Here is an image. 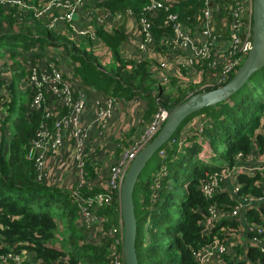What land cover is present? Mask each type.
I'll return each instance as SVG.
<instances>
[{
	"label": "trees",
	"instance_id": "16d2710c",
	"mask_svg": "<svg viewBox=\"0 0 264 264\" xmlns=\"http://www.w3.org/2000/svg\"><path fill=\"white\" fill-rule=\"evenodd\" d=\"M2 1L7 4L0 3V46L8 37L19 36L28 42L20 45L19 49H16L17 44L2 49L0 47V56L6 53L12 59L11 62L25 72L26 57L38 55L28 53L29 48L38 46L40 49L58 50L69 70L62 72L65 81L79 86L81 90L91 88L98 94L113 95L124 100L138 95L146 101L144 116L150 120L158 108L168 109L190 94L213 89L229 80L245 56V52L236 51L234 57L237 58V64L222 81H218L221 64H211V60L194 66L193 80L183 78L187 73L181 64L177 67L183 77L160 74L161 68L153 61L165 55L161 51L165 49L163 43L174 38L173 22L166 19L167 15L175 16V21L181 23L190 33L194 32L204 21V0H173L155 12L150 19L153 36L150 48L155 55L152 59H137L121 52L120 45L125 38L124 24L107 29L91 20L93 39L88 36L77 38L69 26L52 29L43 18L36 16V11L45 0ZM210 2L213 7L212 34L215 39L225 41L228 25L238 24L235 33L242 40L244 34L240 30L246 25V15L235 17L229 10L231 0ZM145 3L146 0H102L97 2L95 7H101L110 14L129 9L134 17L138 18ZM221 21L226 22L227 27H224ZM96 52L102 55L105 63L98 61ZM104 67H107V70H104ZM1 84H4V80L0 74ZM166 85H172L174 90L166 92ZM5 90L7 97L0 96V108L4 111L0 121V255L6 254L7 245L15 244L14 249L19 250L23 256L21 264H34L32 260L37 264H115L111 252L115 250L120 253L121 248L120 234L112 236V229L118 226L120 220L117 191L110 192L107 204L100 207L93 205L91 213L95 220L101 222L102 232L97 234L95 241L90 242L87 227L80 216L79 205L72 201L68 192L40 183L31 159L28 158L30 141L35 131L43 122L51 127L52 118L44 117L43 107H29L31 93L27 92V89H24L25 102L18 105L15 101L18 91L10 79L5 84ZM73 95L75 96V93ZM16 109L18 114L15 130L14 133H9L5 119ZM193 115L204 117L199 124L198 135L194 136L197 138L194 141V138L190 137L189 141H193L183 142V147L178 150L180 127ZM210 133H217L219 140L225 143L223 156L226 162L222 165L231 164L238 152L243 155L253 152L260 154L264 150V67L254 72L247 82L226 100L215 106L204 107L185 118L169 140L154 152L161 165H157L146 181L137 182L132 193L136 218L134 248L137 264H195L191 251L210 238L200 233L208 216L207 208L215 205L228 209L234 203V198L225 192L205 198L199 190L200 181L208 173L220 168L198 158L203 142L208 145L210 157L212 155L208 143ZM128 147H122L116 158ZM159 150L164 151V155H159ZM89 161L91 160L87 157L83 179L91 184L96 175ZM184 165H189L188 176L182 198L176 205L178 212H175L170 188ZM261 173L257 171L251 176L240 175L238 181L242 187L238 193L259 195L260 187L257 181L262 180ZM95 185H84L78 192L86 198L94 197L98 193L109 194L108 188L98 185L96 188ZM41 200L45 206L43 209V206L38 204ZM54 201L57 203H53ZM67 202L76 210L78 208L79 223L73 221L72 210L57 211L51 215L47 208L55 204L59 209ZM35 205L40 208L34 209ZM259 210L261 215H256V211L252 209L248 210V219H253L264 227V205L260 206ZM219 225L235 228L237 223L222 220L213 230ZM114 239L118 241L116 244ZM234 249L235 255L240 253L241 257H250L258 264H264V254L252 253L249 247L242 250L235 246ZM117 260L123 264L120 256ZM233 262L246 264L243 259ZM0 264L14 263L8 259Z\"/></svg>",
	"mask_w": 264,
	"mask_h": 264
},
{
	"label": "built area",
	"instance_id": "2783aa9c",
	"mask_svg": "<svg viewBox=\"0 0 264 264\" xmlns=\"http://www.w3.org/2000/svg\"><path fill=\"white\" fill-rule=\"evenodd\" d=\"M100 1L102 0H45L36 11V16L43 18L47 26L52 29L59 28V26L62 28L63 25L69 26L77 38L88 36L93 39L94 33L91 20L107 29L124 23L127 39L139 40L136 45L137 49H135L137 51L136 56L132 57L137 59L139 57L154 58L155 55L150 48L153 41L150 19L158 9L163 8L165 4H169L173 0H146L138 18H135L129 9L110 14L101 7H95V4ZM231 2L232 5L229 10L235 17L244 15L247 17L246 25L240 30L244 34L242 40L235 33L238 24L228 25V36L225 41L215 39L212 34L214 23L212 19L213 7L210 0H204V21L202 26L194 32L190 33L181 23L175 21V16L167 15L166 19L173 22L174 38L170 42L163 43L165 49L160 50L165 55L153 61L161 68V71H159L161 75L172 74L181 77L182 75L180 76L181 73L177 67L178 64H181L185 67L187 73L182 77L193 80L192 71L194 66L197 64L201 65L207 60H211V64L216 62L221 64L218 81H222L233 70L237 64V58L234 57L236 51L246 53L250 47L251 0H231ZM0 3L7 4L2 0H0ZM215 9L216 6H214ZM73 16H81L86 24L81 26L73 25ZM221 22L224 27H227L226 22ZM35 48L36 46H32L27 50L28 53L38 55H30L25 59V90L27 89V92L31 93L29 107H43L44 117L47 119L52 118V126L49 127L45 122L41 123L30 141V148L34 151L33 167L39 182L49 186H56L58 183L47 179L45 177L46 174L41 170L44 158L48 154L56 155L57 152L70 149L73 152V158L77 162V166L81 165V159L85 151L84 137L90 128L88 127L89 123L80 118V115L84 100L89 96L90 91L89 89L81 90L76 84L74 86L65 81V78L62 77L61 65L59 66L60 57L58 50L48 48L36 50ZM167 57L171 58V60L166 59ZM163 79L165 78L163 77ZM3 80L4 84L0 85V96L6 98L5 84L8 80ZM74 93L75 96L73 95ZM96 94L98 96L92 102L94 112H96L93 123L99 128L103 126L110 114L112 102L109 95ZM3 113L4 111L0 108V121L3 118ZM166 115L167 109L158 108L146 128V133H143L140 138L115 159L114 164L110 166L108 177L96 175L95 180L91 184L86 183L82 179V181L74 184L73 188H71L72 191L68 192L72 201L79 205L81 219L83 218L87 227V237L91 235L89 231L91 227L98 226V228L102 229L101 222L95 220L94 215L91 213L93 205L96 204V207H100L107 204L110 200V192L113 190L118 192L121 177L129 161L160 128ZM178 138L180 139L177 144L180 147L184 140H181L180 136ZM201 146L202 150L198 153V158L201 157V153H205V158L209 159L207 143L203 142ZM89 147L91 149L93 146ZM158 152L159 155L164 154L162 150ZM122 156L126 159L125 164H123V159H121ZM203 161L207 162L208 160L204 159ZM219 167V169L208 173L200 181L199 190L205 198L225 192L228 196L234 198V203L228 209L215 205H210L207 208L208 216L203 222V228L200 233L210 238L198 248L193 249L191 257L195 264H233V261L240 259H243L246 264H258L250 257H241L240 253L235 255L234 248L237 246L243 250L245 247H249L252 253L264 254V227L253 219H248L247 213L248 210L252 209L256 211V215H261L259 209L260 206L264 205V150L260 154L253 152L243 155L238 152L234 155L231 164ZM257 171L262 172V180L257 181V185L260 187V194L257 196L239 194V189L242 187V184L238 181L239 176H251ZM60 172L59 170H49L48 174L56 175L59 178L58 173ZM94 183L108 188L109 194L98 193L94 197L87 198L79 194V188L84 185L89 187ZM96 185L95 187L98 188ZM222 220L227 222L234 221L237 225L235 228H228V225H219L217 229L213 230L214 226ZM121 231V222L119 220L118 226L112 229V236L116 233L121 236ZM117 242L114 239V243L116 244ZM14 247L15 244L7 245L6 254L0 255V263L9 259L14 264H21L23 256ZM111 256L115 264H120L117 259L119 256L121 257V253H116L113 250ZM32 262L37 264L36 261L32 260Z\"/></svg>",
	"mask_w": 264,
	"mask_h": 264
},
{
	"label": "rangeland",
	"instance_id": "374dc122",
	"mask_svg": "<svg viewBox=\"0 0 264 264\" xmlns=\"http://www.w3.org/2000/svg\"><path fill=\"white\" fill-rule=\"evenodd\" d=\"M73 18H75V16H73ZM72 24L81 26L85 23L82 20H77L72 22ZM130 40H132L131 46L134 49H137L136 45L138 44L139 40H133L132 38H129V41ZM24 42H28L27 39H23L19 36L8 37L3 40L0 47L2 49L3 47H8L11 44H17L16 49H19L20 45H22ZM37 47L38 46H36L35 48L36 50L40 49L39 47ZM95 56L101 63L106 62L105 60H103L102 55L99 52H96ZM11 61L12 59L9 58L6 53H4L3 56H0V65L5 66H0L1 78H6L7 80L10 79L11 81H13L15 88L19 92H16L15 94L16 104H23L25 102V72ZM103 69L107 70V67H104ZM165 87L166 92L174 90L172 85H166ZM89 91L90 94L84 100L83 108L80 115V118H83L84 120H86L85 122L89 123L88 127L90 128L87 131L86 136L84 137L85 151L81 159V165L79 167L77 166V162L73 158V152L68 149L63 150L62 152H57L56 155L48 154L47 156H45L43 161V168H41V170L44 171V173L46 174L45 177L47 179L54 180L55 183H58L55 187L65 192L72 191L71 188H73L74 184L78 183L79 181H82V179L84 178V175L86 173L84 166L85 163H88L87 157H89V159L91 160L89 161V164L93 165L92 167L94 168L95 175L100 177H108V175L110 174V166H112V164H114L115 162L117 156L116 153H119L122 147H128L129 145L133 144L138 138L141 137L143 133H146V128L151 122L150 119H146V117L144 116L146 101H144L142 97L134 95L131 98L127 99V103H124V99H122V101H118L117 97L109 95L111 97L112 108L106 121L103 123V126L98 128L93 123V119L95 117L96 112H94V107L92 103L94 98H96V96L98 95L91 88L89 89ZM5 92L7 93V90ZM118 102L122 103L121 108L120 106H118ZM17 114L18 110L16 109V111H14L5 119V123L8 126L9 133H14L15 119ZM202 118L204 117L199 115H193L180 127L179 136L181 137V140L190 143L191 141L196 140L197 137L194 138V136L198 135L199 124ZM190 137L194 139L189 141ZM179 139L180 138H178V140ZM208 143L212 155L209 159H206L205 153H201L200 159H205L206 161L208 160L207 162L209 164L221 166L226 162L223 156V151L225 147L224 141L219 140V138L217 137V133H210V136H208ZM89 146L93 147H91L90 149ZM182 147L183 144L178 147V150H180V148ZM116 148L119 149L117 152ZM30 159L33 165L34 151L32 152ZM121 159H123V164H125V157L122 156ZM158 164L161 165V161L155 154L152 155L151 158L147 161L144 168L139 173L137 182L146 181L148 176L154 173ZM188 168L189 165H184L183 168H180L177 174L176 181L171 184L172 187L170 188V194L171 200L174 203L173 208L175 212H178V206L176 205L179 204V201L184 193V183L187 180ZM49 170L61 171L60 173H58L60 179L56 175H49ZM53 203H57V201H54ZM38 204L41 205V207L43 206L42 209L45 207L43 204V200H41ZM52 206L47 207L51 215L57 213V211L61 212L62 210H72L71 216L73 217V221L77 223L80 222L78 208L76 210L74 207H72L70 202L64 203L62 205V208L59 209L55 204H52ZM37 207L40 208V206L35 205L34 209H37ZM101 230L102 229L98 228V226L91 227L89 229L91 235L88 237V240L90 242L95 241L97 233L101 232Z\"/></svg>",
	"mask_w": 264,
	"mask_h": 264
},
{
	"label": "water",
	"instance_id": "95a60500",
	"mask_svg": "<svg viewBox=\"0 0 264 264\" xmlns=\"http://www.w3.org/2000/svg\"><path fill=\"white\" fill-rule=\"evenodd\" d=\"M264 67V0H251L250 47L232 76L218 87L199 91L167 109V115L155 135L131 158L120 180L117 199L121 222L120 253L123 264H137L134 248L136 218L132 193L141 170L147 161L174 134L182 121L192 113L226 100L237 92L251 77ZM33 149L30 148L28 158Z\"/></svg>",
	"mask_w": 264,
	"mask_h": 264
},
{
	"label": "crops",
	"instance_id": "0c3cea01",
	"mask_svg": "<svg viewBox=\"0 0 264 264\" xmlns=\"http://www.w3.org/2000/svg\"><path fill=\"white\" fill-rule=\"evenodd\" d=\"M77 20H82V18H81V16H75V18H74V21H77ZM83 21V20H82ZM85 24H86V22H84ZM124 24V23H123ZM131 42H132V40H130L129 41V39H127V37L125 36V38H124V41L121 43V45H120V50H121V52L122 53H124L125 55H127V56H129V55H131V56H136V53H137V51L131 46ZM58 55V54H57ZM59 57L61 58V56H60V54H59ZM169 60H171V58H168ZM62 61H63V64H62ZM65 62L66 61H64V60H62V58H61V60H60V63H59V66H60V68L62 69V72L63 73H65V72H68L69 70H68V67H67V65L65 64ZM175 62V61H174ZM175 63H177V62H175ZM171 71H172V69H171ZM172 73V72H171ZM118 101H122V98L120 99V98H118ZM127 101L128 100H125V102L124 103H127ZM119 104H118V106H120V108H121V104L122 103H120V102H118ZM118 112V111H117ZM118 115V114H117ZM118 151V149L116 148V152ZM117 154V153H116ZM119 155V154H118ZM117 157V156H116Z\"/></svg>",
	"mask_w": 264,
	"mask_h": 264
}]
</instances>
